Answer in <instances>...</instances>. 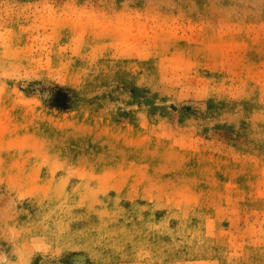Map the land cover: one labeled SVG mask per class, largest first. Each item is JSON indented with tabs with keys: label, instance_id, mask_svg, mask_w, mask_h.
<instances>
[{
	"label": "rangeland",
	"instance_id": "1",
	"mask_svg": "<svg viewBox=\"0 0 264 264\" xmlns=\"http://www.w3.org/2000/svg\"><path fill=\"white\" fill-rule=\"evenodd\" d=\"M13 250L264 264V0H0Z\"/></svg>",
	"mask_w": 264,
	"mask_h": 264
},
{
	"label": "clouds",
	"instance_id": "2",
	"mask_svg": "<svg viewBox=\"0 0 264 264\" xmlns=\"http://www.w3.org/2000/svg\"><path fill=\"white\" fill-rule=\"evenodd\" d=\"M0 264H31V257L21 256L17 250H13L11 256L7 252L0 251Z\"/></svg>",
	"mask_w": 264,
	"mask_h": 264
}]
</instances>
